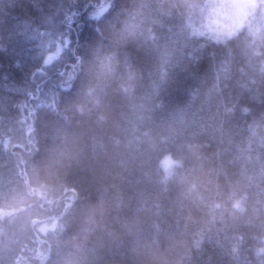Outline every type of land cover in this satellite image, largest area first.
<instances>
[{
  "label": "trees",
  "instance_id": "obj_1",
  "mask_svg": "<svg viewBox=\"0 0 264 264\" xmlns=\"http://www.w3.org/2000/svg\"><path fill=\"white\" fill-rule=\"evenodd\" d=\"M86 2L0 0V264H264V0Z\"/></svg>",
  "mask_w": 264,
  "mask_h": 264
},
{
  "label": "snow or ice",
  "instance_id": "obj_2",
  "mask_svg": "<svg viewBox=\"0 0 264 264\" xmlns=\"http://www.w3.org/2000/svg\"><path fill=\"white\" fill-rule=\"evenodd\" d=\"M9 4H14V0H8ZM81 7L84 9V12L81 13L80 19L81 23L78 25L77 31L78 33H83L87 26L90 24L91 20H98L104 13L107 12V15H110L112 12L116 11L117 6L114 5L111 0H101V3L96 4L92 3L91 0H87L86 3L81 5ZM90 12V15H89ZM75 15V14H74ZM69 20H71V17H69ZM96 35V29L89 32L87 37L84 39V43L80 44L77 43V50H79L81 47H87L91 40L95 38ZM69 43L68 40L63 41V45H67ZM61 51V46H57L56 53L54 55L48 56L44 63L48 64L50 61H52L56 55H59Z\"/></svg>",
  "mask_w": 264,
  "mask_h": 264
},
{
  "label": "rangeland",
  "instance_id": "obj_3",
  "mask_svg": "<svg viewBox=\"0 0 264 264\" xmlns=\"http://www.w3.org/2000/svg\"><path fill=\"white\" fill-rule=\"evenodd\" d=\"M164 167L166 168V169H170L171 167H172V162L171 161H165L164 162Z\"/></svg>",
  "mask_w": 264,
  "mask_h": 264
}]
</instances>
